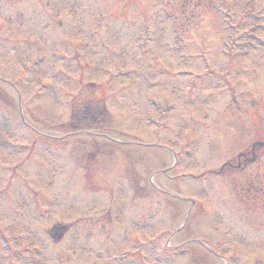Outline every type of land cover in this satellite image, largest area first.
Segmentation results:
<instances>
[{"label": "rangeland", "instance_id": "1", "mask_svg": "<svg viewBox=\"0 0 264 264\" xmlns=\"http://www.w3.org/2000/svg\"><path fill=\"white\" fill-rule=\"evenodd\" d=\"M0 264H264V0H0Z\"/></svg>", "mask_w": 264, "mask_h": 264}]
</instances>
